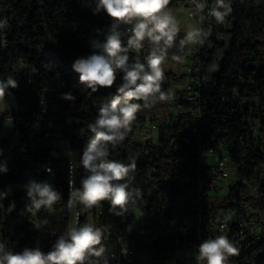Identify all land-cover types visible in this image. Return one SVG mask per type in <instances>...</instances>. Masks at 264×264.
Here are the masks:
<instances>
[{"label": "trees", "instance_id": "trees-1", "mask_svg": "<svg viewBox=\"0 0 264 264\" xmlns=\"http://www.w3.org/2000/svg\"><path fill=\"white\" fill-rule=\"evenodd\" d=\"M196 1L204 6V12L216 5V0ZM183 2L170 0L167 8ZM225 2L232 8L226 22L217 24L213 20L205 25L212 32L211 49L207 46L200 53L197 43L181 44L186 34H177L167 49L160 88L173 96L159 101L157 93L148 101H130L141 105L131 131L115 148L111 144L101 146L106 148L109 160L125 165L135 161L134 179L129 184L141 193L122 216L110 211L108 201L85 211L78 226L90 222V214L104 233L105 246L109 239H125L131 243L132 253L146 250L156 261L184 249L182 242L166 239L161 233L175 214L176 205L190 202L195 195L198 171L194 149L200 143H222L237 168L240 180L230 185L226 198L250 199L254 208L264 210V153L256 148L257 143L264 145V0ZM94 9L95 0H0V20L7 21V27L0 29V39L6 41V45L0 44V80L12 76L18 82V87L9 88L6 96L17 101L18 110L0 117V165L7 167L6 172H0V193L7 194L0 199V243L7 251L17 253L38 247L47 253L72 227L68 207L70 159L53 142L58 138L67 140L79 151L77 189L81 188L82 179L90 175L80 163L83 150L95 138L89 124L95 122L101 107L120 95L117 89L122 72H117L111 88L92 92L80 83L73 69L77 58L99 54L93 44L105 41L113 23L104 11L94 14ZM130 29L131 25L124 24L118 29L125 47ZM154 47L145 39L138 53L129 50V63L138 61L147 71V57ZM195 64L202 65V78L206 80L200 109L183 99L188 74L178 76L165 68ZM67 93L75 99H64ZM165 107L171 108L170 114L167 126L158 130L157 142L137 143V132L146 130L148 134L147 123L152 132V120L163 114ZM199 112L201 120L194 126L190 122ZM248 117L260 121L258 139L252 136ZM243 179L248 184H243ZM30 181L51 184L61 199L51 209L42 208L33 216L25 210L30 202L26 187ZM209 203L224 209L235 205H227L218 197ZM54 213L60 215L59 219ZM218 218L215 214L212 219ZM45 220L47 223H42ZM137 228L139 235L134 234ZM136 259L134 254L108 264H135ZM235 262L264 264V235L243 255L229 257L228 264Z\"/></svg>", "mask_w": 264, "mask_h": 264}, {"label": "clouds", "instance_id": "clouds-1", "mask_svg": "<svg viewBox=\"0 0 264 264\" xmlns=\"http://www.w3.org/2000/svg\"><path fill=\"white\" fill-rule=\"evenodd\" d=\"M169 3L170 0H95L94 14L104 11L112 18L113 23L105 41L93 44V48L100 50L99 54L93 52L87 57L77 58L73 69L79 74L80 83L92 92L111 88L118 71L123 73V77L117 89L120 95L109 105L101 107L95 122L89 124L95 138L87 143L80 163L90 175L82 179L79 189L74 187L73 181H69L70 209L77 202L84 210H90L102 201H108L111 205L110 211L122 216L128 212V206L134 204L141 195L139 189H131L129 184L134 179L135 161L125 165L109 160L106 148L101 146L111 144L115 148L131 131L130 125L136 119L141 105L130 101H148L157 93L159 101H168L173 96V93L166 94L160 88L164 76L161 65L165 61L167 49L172 47L179 31L176 18L166 11ZM199 7L203 11L204 6ZM231 11L230 3L216 0L209 16L214 18L217 24H224ZM121 24L131 25V35L126 47L122 45L118 31ZM6 27L7 21L0 20V29ZM200 34V29L188 31L181 44L203 43L198 40ZM145 39L155 46L147 57V71L145 65L138 61L130 64L127 54L129 50L138 53ZM0 44L6 45V41L0 39ZM212 68L215 70L216 65ZM17 87L18 82L12 76L0 80V106L7 107V90ZM63 98L70 101L75 99L71 93L64 94ZM6 171V165H0V172ZM26 187L30 202L25 210L33 216L42 208L51 209L61 199L60 193L47 182L30 181ZM6 195L0 193V199ZM42 223L46 224L47 220ZM103 236L104 233L99 227L87 222L69 227L47 253L38 247L25 248L22 252L14 253L7 251L6 246L0 243V264H101V261L108 264ZM238 254L239 248L227 236L217 235L205 239L198 246L195 258L198 264H228L229 257Z\"/></svg>", "mask_w": 264, "mask_h": 264}, {"label": "built area", "instance_id": "built-area-1", "mask_svg": "<svg viewBox=\"0 0 264 264\" xmlns=\"http://www.w3.org/2000/svg\"><path fill=\"white\" fill-rule=\"evenodd\" d=\"M183 1V5H186L188 8V16L196 20L201 30L198 40L203 41V43H197L198 52H203V49L207 46L211 49L212 44L210 40L212 32L205 27L206 24H211L214 20V18L209 16L210 11H201L199 7L200 3L196 0ZM207 33L208 35H206ZM189 69L187 81L182 89L183 99L193 104L194 107L199 108L202 90L205 87L206 80L202 78L201 64H195L189 67ZM262 109L264 113V108ZM200 120L201 113L199 112L194 115L190 123L198 126ZM246 120L249 122L252 136L258 139L260 135V121L256 118L253 120L249 117ZM167 121V116L160 114L152 120L151 129L159 130L160 128H164L167 126ZM51 126L52 123L48 124V127ZM47 136L50 137L48 134ZM186 142L188 143L189 140H186ZM256 148L261 153H264V145L257 143ZM194 151V162L198 171L197 181L195 180V184L197 185L195 195L190 202L183 201L181 204L176 205L175 214L166 223L167 228L161 234L166 239L176 238L177 242H182L184 249L188 250L189 253L182 264H198L195 258L198 246L205 239L214 238L217 235L227 236L239 248V254L243 255L248 246L259 243L263 239L264 210L254 208L251 204L252 200L250 199L239 201L234 199V197L231 199L226 198L230 185L240 180V176L229 157L228 150L224 148L222 143L218 145H205L200 143ZM208 157H213L214 162H208ZM47 171H49L48 168ZM70 180L73 181L74 187L77 189V162L72 159L69 161ZM242 183L248 184L247 179H243ZM68 194L70 197V192ZM217 197L220 201L225 200L227 205H229V202L235 205L228 206L225 209L219 205L215 207L210 206L209 202ZM85 211L87 210H84L79 202L71 208L72 227L79 225ZM206 212L211 215L208 216ZM101 213L102 209L98 208V214ZM215 214L220 216L216 221L212 219ZM232 226H235V229ZM134 234H140L139 228L135 229ZM131 253L132 246L128 240L121 238L109 239L106 244L107 261L110 257H123L124 260L131 256ZM234 264L238 263L235 262Z\"/></svg>", "mask_w": 264, "mask_h": 264}, {"label": "rangeland", "instance_id": "rangeland-1", "mask_svg": "<svg viewBox=\"0 0 264 264\" xmlns=\"http://www.w3.org/2000/svg\"><path fill=\"white\" fill-rule=\"evenodd\" d=\"M166 11L170 12L177 20L178 22V28L179 31L177 34H187L188 31L199 29L198 23L196 20L190 18L188 16V8L185 7L183 4L179 3L178 5L167 8ZM193 46L195 43H191ZM166 69H172L178 76H183L187 74L190 69L188 66H183L181 68L177 66H166ZM182 89V88H180ZM6 104L7 107L4 108L3 106H0V117L1 115H4L5 113L17 111L18 110V104L17 101L13 98H6ZM170 107H165L163 109V114L168 116L170 114ZM146 129L148 131V134L146 133V130H140L137 132L135 140L139 144H143L144 142L148 140H153V142H157L159 131L153 130L152 132L149 129V124L147 123ZM54 146L57 148H60L61 152H63V156L67 157L69 159H72L74 161H78L79 157V151L77 149H73L70 145V142L61 138H58L53 142ZM208 162L213 163L214 158L208 157ZM227 187V186H226ZM227 191V189H226ZM55 219H59L60 215L58 213L53 214ZM89 221L94 224L92 216L89 214ZM187 249H179L177 250L172 256L166 257V258H160L158 261H156L148 251L144 250L139 253H131V255L137 256V259L135 261V264H156L157 262L159 264H182L185 257L188 255Z\"/></svg>", "mask_w": 264, "mask_h": 264}, {"label": "bare ground", "instance_id": "bare-ground-1", "mask_svg": "<svg viewBox=\"0 0 264 264\" xmlns=\"http://www.w3.org/2000/svg\"><path fill=\"white\" fill-rule=\"evenodd\" d=\"M71 191L70 184H69V192ZM123 257H110L108 258V262H117L120 261Z\"/></svg>", "mask_w": 264, "mask_h": 264}]
</instances>
